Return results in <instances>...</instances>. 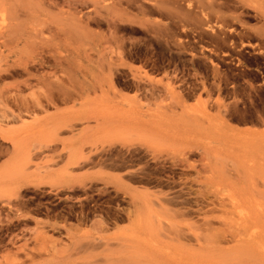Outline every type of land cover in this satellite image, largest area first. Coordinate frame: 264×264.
I'll return each mask as SVG.
<instances>
[{
  "label": "rangeland",
  "instance_id": "374dc122",
  "mask_svg": "<svg viewBox=\"0 0 264 264\" xmlns=\"http://www.w3.org/2000/svg\"><path fill=\"white\" fill-rule=\"evenodd\" d=\"M0 131V264H264V0H0Z\"/></svg>",
  "mask_w": 264,
  "mask_h": 264
},
{
  "label": "bare ground",
  "instance_id": "6f19581e",
  "mask_svg": "<svg viewBox=\"0 0 264 264\" xmlns=\"http://www.w3.org/2000/svg\"><path fill=\"white\" fill-rule=\"evenodd\" d=\"M70 1V0H69ZM72 7V6H71ZM73 18V17H72ZM57 64H61V61L58 59V58H56V65ZM52 95H54V93H49V96H52ZM34 98V97H33ZM39 98V97H38ZM37 100H39V99H37ZM39 102V101H38ZM2 131L4 130V129H1ZM1 132V131H0ZM2 134V133H1ZM7 133H5V130L3 131V135H4V137L6 138V137H8V138H12L10 135H6ZM11 140V139H10Z\"/></svg>",
  "mask_w": 264,
  "mask_h": 264
}]
</instances>
